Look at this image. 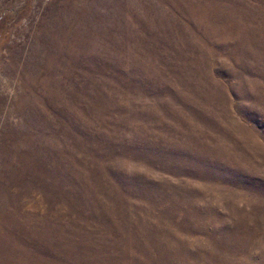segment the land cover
I'll return each instance as SVG.
<instances>
[{
	"label": "rangeland",
	"instance_id": "rangeland-1",
	"mask_svg": "<svg viewBox=\"0 0 264 264\" xmlns=\"http://www.w3.org/2000/svg\"><path fill=\"white\" fill-rule=\"evenodd\" d=\"M0 264H264V0H0Z\"/></svg>",
	"mask_w": 264,
	"mask_h": 264
}]
</instances>
